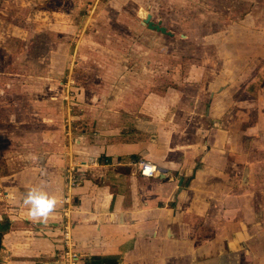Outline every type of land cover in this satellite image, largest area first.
Segmentation results:
<instances>
[{
    "label": "crops",
    "instance_id": "0c3cea01",
    "mask_svg": "<svg viewBox=\"0 0 264 264\" xmlns=\"http://www.w3.org/2000/svg\"><path fill=\"white\" fill-rule=\"evenodd\" d=\"M51 1L23 3L39 12ZM96 1L58 0L59 15L57 7L46 13L63 23L62 35L74 28L70 14L84 20ZM164 1L173 19L187 21L188 36L196 22L215 23L199 33L214 45L213 72L189 62L187 94L152 92L150 109L130 110L129 101H142L154 82L142 73L140 93H112L122 114L110 110L103 126L93 124L91 136L74 142L64 140L58 119L36 129L0 110V264H61L66 229L83 264L92 257L102 264H264V0ZM149 8L136 12L141 26L146 15L154 20ZM140 161L156 173L142 176ZM32 188L57 201L47 223L26 218L23 199Z\"/></svg>",
    "mask_w": 264,
    "mask_h": 264
},
{
    "label": "rangeland",
    "instance_id": "374dc122",
    "mask_svg": "<svg viewBox=\"0 0 264 264\" xmlns=\"http://www.w3.org/2000/svg\"><path fill=\"white\" fill-rule=\"evenodd\" d=\"M96 2L84 20L70 14L71 20L66 21L74 28L62 35L57 29L63 23L55 22L50 15L58 0L51 1L50 7L44 4L39 12H34L37 10H33V4L26 7L23 0L12 6L6 3L0 6V110L3 113L16 112L18 122L29 123L36 129H44L58 119L63 124L64 140L70 142L69 136H73L74 142L76 137L91 136L93 124L103 126V116L110 110L122 114L121 100L113 99L112 93H140L135 86V78L140 74L154 82L144 86L142 101H129L130 110L150 109L152 103H146L145 97L152 92L161 99L175 92L187 94V64L191 61L204 63L213 72L208 66L217 61L214 45L199 33L205 32V24L214 30V22H196L192 36H188L187 21L173 19V5L168 7L164 0ZM148 6L153 21L167 27L173 37L147 32L141 26L136 12L139 7ZM47 9L50 14L46 13ZM60 10L61 7L56 8L57 15ZM91 15L92 20L88 21ZM55 49L64 53L65 58L58 56ZM137 62L144 65L138 67ZM145 63L149 64L148 68H143ZM53 78L56 80H50ZM45 94L47 98H43ZM161 99L160 104L166 103ZM107 135L119 138L117 133ZM104 136L101 133L100 138ZM4 173L1 164L0 175Z\"/></svg>",
    "mask_w": 264,
    "mask_h": 264
},
{
    "label": "clouds",
    "instance_id": "9594fccd",
    "mask_svg": "<svg viewBox=\"0 0 264 264\" xmlns=\"http://www.w3.org/2000/svg\"><path fill=\"white\" fill-rule=\"evenodd\" d=\"M23 203L30 205L27 219L33 222L47 223L50 215L55 212L57 201L54 197L32 188L24 195Z\"/></svg>",
    "mask_w": 264,
    "mask_h": 264
},
{
    "label": "built area",
    "instance_id": "2783aa9c",
    "mask_svg": "<svg viewBox=\"0 0 264 264\" xmlns=\"http://www.w3.org/2000/svg\"><path fill=\"white\" fill-rule=\"evenodd\" d=\"M140 174L142 176L151 177L156 173V166L147 161L139 162ZM60 243L62 250L59 254V261L61 264H83L81 256L75 251V244L73 243L70 232L66 229L61 232Z\"/></svg>",
    "mask_w": 264,
    "mask_h": 264
},
{
    "label": "water",
    "instance_id": "95a60500",
    "mask_svg": "<svg viewBox=\"0 0 264 264\" xmlns=\"http://www.w3.org/2000/svg\"><path fill=\"white\" fill-rule=\"evenodd\" d=\"M151 16L150 15H146V17L143 20V24L150 30L159 32L163 35L166 36H172L173 34L168 31L165 27L161 26V23H154L153 21L150 20Z\"/></svg>",
    "mask_w": 264,
    "mask_h": 264
},
{
    "label": "trees",
    "instance_id": "16d2710c",
    "mask_svg": "<svg viewBox=\"0 0 264 264\" xmlns=\"http://www.w3.org/2000/svg\"><path fill=\"white\" fill-rule=\"evenodd\" d=\"M1 238V235H0ZM85 264H102V260L98 257H92Z\"/></svg>",
    "mask_w": 264,
    "mask_h": 264
}]
</instances>
